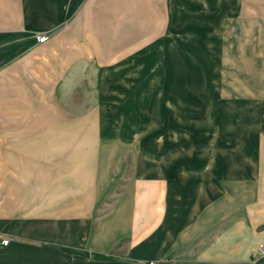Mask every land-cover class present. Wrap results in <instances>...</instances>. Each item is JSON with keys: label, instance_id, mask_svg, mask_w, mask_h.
I'll list each match as a JSON object with an SVG mask.
<instances>
[{"label": "crops", "instance_id": "0c3cea01", "mask_svg": "<svg viewBox=\"0 0 264 264\" xmlns=\"http://www.w3.org/2000/svg\"><path fill=\"white\" fill-rule=\"evenodd\" d=\"M232 22L263 72L245 95L264 99V0H0V264H264V144L184 162L120 125L153 82L167 98L183 34Z\"/></svg>", "mask_w": 264, "mask_h": 264}, {"label": "rangeland", "instance_id": "374dc122", "mask_svg": "<svg viewBox=\"0 0 264 264\" xmlns=\"http://www.w3.org/2000/svg\"><path fill=\"white\" fill-rule=\"evenodd\" d=\"M200 28L197 39L183 34L181 55L167 59L168 65H171L166 80L167 98L159 95L163 91L162 86L158 87V82H153L154 85L149 88L150 99H129L120 105V125L125 123L127 135L137 133L141 147L151 148V144L161 142L167 150L181 149L177 157L184 162L194 161L200 158V154L210 158L205 151L208 145L215 148L212 157L215 162L223 161L227 152L220 151H224V147L229 149L239 146L238 150L228 156V160H238L242 151L250 154V149L264 144L260 140V124H264V99L245 95L248 88L255 94L257 88L252 86L254 77L263 72H247L244 61L239 57L240 52L246 51L245 58H251L255 40L244 37L241 32L243 25L238 22L225 25L224 40L208 39L206 32ZM247 59L245 62H248ZM174 63H181L183 69L176 65L177 72L174 71ZM257 65L260 69L261 64ZM189 67L198 74V80L193 86L185 84V76L190 73ZM182 73L183 99H178L171 85L176 77L182 78ZM174 74L176 77H172ZM157 75V71L147 73L150 80ZM127 110L129 113L124 114ZM132 110L133 113H130ZM133 128H137L138 132ZM139 128H145V133H140ZM197 149L198 152L193 153ZM218 165L222 167L223 164L219 162ZM3 238L9 241L7 237Z\"/></svg>", "mask_w": 264, "mask_h": 264}, {"label": "built area", "instance_id": "2783aa9c", "mask_svg": "<svg viewBox=\"0 0 264 264\" xmlns=\"http://www.w3.org/2000/svg\"><path fill=\"white\" fill-rule=\"evenodd\" d=\"M36 41L41 43L44 42L47 39V35L46 34H38L35 36ZM8 240L6 238H2L0 240V245H7ZM254 256H258V257H264V245H259V247L256 249V251L253 253Z\"/></svg>", "mask_w": 264, "mask_h": 264}, {"label": "bare ground", "instance_id": "6f19581e", "mask_svg": "<svg viewBox=\"0 0 264 264\" xmlns=\"http://www.w3.org/2000/svg\"><path fill=\"white\" fill-rule=\"evenodd\" d=\"M154 66V65H153ZM26 220V219H25Z\"/></svg>", "mask_w": 264, "mask_h": 264}]
</instances>
